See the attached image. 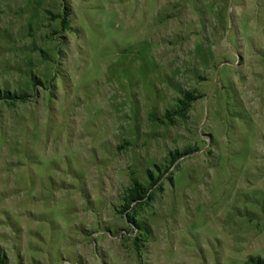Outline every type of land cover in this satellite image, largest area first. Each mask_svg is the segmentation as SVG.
<instances>
[{
  "label": "rangeland",
  "instance_id": "1",
  "mask_svg": "<svg viewBox=\"0 0 264 264\" xmlns=\"http://www.w3.org/2000/svg\"><path fill=\"white\" fill-rule=\"evenodd\" d=\"M258 263L264 0H0V264Z\"/></svg>",
  "mask_w": 264,
  "mask_h": 264
},
{
  "label": "trees",
  "instance_id": "2",
  "mask_svg": "<svg viewBox=\"0 0 264 264\" xmlns=\"http://www.w3.org/2000/svg\"><path fill=\"white\" fill-rule=\"evenodd\" d=\"M195 98L191 94H184L182 100H180V103L184 106L180 109V112H178L176 115L181 116V111H185L189 104L194 101ZM160 176L156 178L158 180ZM143 190L138 185H133L132 188L129 190L127 195V204L124 206V209H127L129 204L131 202H137L140 201L143 198L142 192ZM145 193V192H144ZM261 264V263H258Z\"/></svg>",
  "mask_w": 264,
  "mask_h": 264
}]
</instances>
